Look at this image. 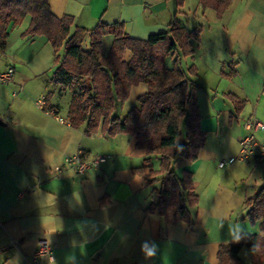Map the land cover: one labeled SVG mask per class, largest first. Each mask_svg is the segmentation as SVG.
<instances>
[{
    "label": "crops",
    "instance_id": "1",
    "mask_svg": "<svg viewBox=\"0 0 264 264\" xmlns=\"http://www.w3.org/2000/svg\"><path fill=\"white\" fill-rule=\"evenodd\" d=\"M210 2L49 0L51 12L72 16L74 26L118 22L140 40L166 31L172 19L189 30L199 28L192 54L179 61L195 69L205 143L197 159L171 166L179 176L192 173L198 203L190 207L191 223L167 224L147 212L157 200V183L148 181L158 159L135 172L146 156L135 136L86 135L84 125L71 126L70 99L62 101L70 90L53 81L54 48L44 36H23L29 17L9 28L0 50V73L14 67L12 81L0 83V264H217L220 245L259 233L258 223L246 217L245 202L264 183V163L236 157L249 119L263 124L255 135L264 140V0H228L220 10ZM113 38H101L105 55ZM175 58L169 55L166 64ZM146 90L143 82L132 86L134 106ZM41 95L46 109L38 106ZM231 95L243 102L239 112ZM77 152L106 160L77 174L65 163ZM221 160L228 161L219 166ZM43 241L51 252L34 261ZM145 245L155 254L147 256ZM251 255L249 248L239 253L246 263Z\"/></svg>",
    "mask_w": 264,
    "mask_h": 264
},
{
    "label": "trees",
    "instance_id": "2",
    "mask_svg": "<svg viewBox=\"0 0 264 264\" xmlns=\"http://www.w3.org/2000/svg\"><path fill=\"white\" fill-rule=\"evenodd\" d=\"M176 2L180 6L183 0ZM227 2L210 3L220 10ZM25 17H29V24L23 36H44L54 48L57 66L53 81L71 91L67 111L71 126L84 125L86 135L103 132L135 136L136 148L144 149L146 156L134 171L151 167L152 159H158V168L151 171L153 177L148 181L157 183V200L147 212H156L167 224L178 220L191 223L190 207L198 203L192 173L183 170L179 176L171 166L179 160L197 159L205 143L197 84L192 79L195 69H184L179 61V57L192 54L191 39L198 38L199 28L189 30L172 19L166 31L140 40L127 35L118 22H97L90 29L74 26L72 16L58 18L51 12L49 0H0V50L6 46L9 28ZM106 34L114 38L105 55L101 38ZM86 38L88 48L83 47ZM127 51L130 56L126 60ZM173 54L177 58L168 66L165 59ZM142 82L147 90L136 98L137 106L123 117L114 114L115 102L126 100L132 86ZM231 99L239 112L243 102L234 95ZM245 206L247 219L258 223L259 233L220 245L217 264H264V183ZM243 248L252 250L248 263L239 256Z\"/></svg>",
    "mask_w": 264,
    "mask_h": 264
},
{
    "label": "built area",
    "instance_id": "3",
    "mask_svg": "<svg viewBox=\"0 0 264 264\" xmlns=\"http://www.w3.org/2000/svg\"><path fill=\"white\" fill-rule=\"evenodd\" d=\"M14 75V67L8 65L7 68L0 73V83H7L12 81ZM38 106L46 109L47 99L46 95H41L38 98ZM263 124L256 118H251L245 123V128L248 132L239 139V153L237 159L246 161L251 158L259 163H264V140L256 137L255 131L262 128ZM106 157L104 155L89 156L82 152H77L65 158V163L72 167L77 174H85L96 168L100 163L104 162ZM228 160H221L219 166H223ZM51 252V246L43 241L36 247L33 260L36 261L39 257L48 255Z\"/></svg>",
    "mask_w": 264,
    "mask_h": 264
},
{
    "label": "rangeland",
    "instance_id": "4",
    "mask_svg": "<svg viewBox=\"0 0 264 264\" xmlns=\"http://www.w3.org/2000/svg\"><path fill=\"white\" fill-rule=\"evenodd\" d=\"M83 47L88 48V39L87 38L85 39V41L83 43ZM80 81H82V79ZM70 94H71L70 91L67 90V92L64 94V96L62 98V101L67 103V101H69V99H70ZM134 103H135V101H133V99H131L130 97H128L123 102L116 101L114 104V114H116L120 117H123V114L126 113L127 110L130 109L132 106H134L133 105ZM182 130L183 129H181V131Z\"/></svg>",
    "mask_w": 264,
    "mask_h": 264
},
{
    "label": "clouds",
    "instance_id": "5",
    "mask_svg": "<svg viewBox=\"0 0 264 264\" xmlns=\"http://www.w3.org/2000/svg\"><path fill=\"white\" fill-rule=\"evenodd\" d=\"M237 240H238V238H237ZM143 251L146 253L147 256H152V255L155 254V249L153 248L152 250H149V249L147 248V245H145V246L143 247Z\"/></svg>",
    "mask_w": 264,
    "mask_h": 264
}]
</instances>
